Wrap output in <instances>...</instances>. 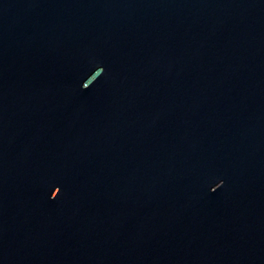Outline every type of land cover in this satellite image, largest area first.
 <instances>
[{
	"label": "water",
	"instance_id": "obj_1",
	"mask_svg": "<svg viewBox=\"0 0 264 264\" xmlns=\"http://www.w3.org/2000/svg\"><path fill=\"white\" fill-rule=\"evenodd\" d=\"M0 264H264V0H0Z\"/></svg>",
	"mask_w": 264,
	"mask_h": 264
}]
</instances>
